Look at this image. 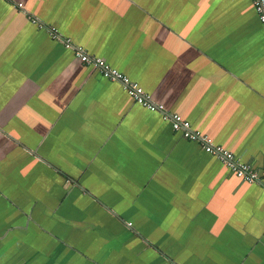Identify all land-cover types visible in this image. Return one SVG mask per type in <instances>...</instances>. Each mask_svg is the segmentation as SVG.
Segmentation results:
<instances>
[{
  "label": "crops",
  "instance_id": "1",
  "mask_svg": "<svg viewBox=\"0 0 264 264\" xmlns=\"http://www.w3.org/2000/svg\"><path fill=\"white\" fill-rule=\"evenodd\" d=\"M17 1L0 0V264H264V186L48 30L264 170L252 1Z\"/></svg>",
  "mask_w": 264,
  "mask_h": 264
},
{
  "label": "built area",
  "instance_id": "2",
  "mask_svg": "<svg viewBox=\"0 0 264 264\" xmlns=\"http://www.w3.org/2000/svg\"><path fill=\"white\" fill-rule=\"evenodd\" d=\"M17 8L24 9V4L17 0H9ZM257 16L264 27V0H251ZM33 23H38V19L33 18ZM43 27V25H41ZM53 39L62 41L67 49L75 51L80 60L89 66L99 70L102 75L112 81H118L123 88L139 105L152 112L161 113L163 119L171 123L172 129L179 133L183 138L190 141L199 142L202 148L210 155L224 163L232 173L238 178L248 183H261L264 186V170L255 168L250 163H245L236 158L235 155L221 145L213 142L212 138L199 130L192 129L191 123L184 119L180 114H169L164 105L154 102L151 96L136 82L132 81L127 75L116 69L108 67L102 58L89 55L81 47H76L71 39L62 38L55 28H48Z\"/></svg>",
  "mask_w": 264,
  "mask_h": 264
}]
</instances>
